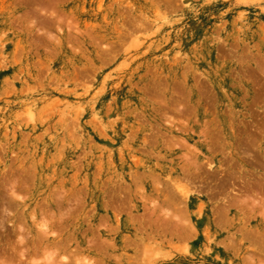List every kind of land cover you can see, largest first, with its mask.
I'll return each mask as SVG.
<instances>
[{
	"label": "rangeland",
	"instance_id": "rangeland-1",
	"mask_svg": "<svg viewBox=\"0 0 264 264\" xmlns=\"http://www.w3.org/2000/svg\"><path fill=\"white\" fill-rule=\"evenodd\" d=\"M0 264H264V0H0Z\"/></svg>",
	"mask_w": 264,
	"mask_h": 264
}]
</instances>
